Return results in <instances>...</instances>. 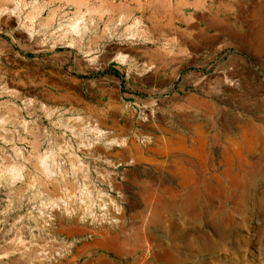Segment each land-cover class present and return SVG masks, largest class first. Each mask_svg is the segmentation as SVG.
Returning a JSON list of instances; mask_svg holds the SVG:
<instances>
[{
  "label": "rangeland",
  "instance_id": "obj_1",
  "mask_svg": "<svg viewBox=\"0 0 264 264\" xmlns=\"http://www.w3.org/2000/svg\"><path fill=\"white\" fill-rule=\"evenodd\" d=\"M0 264H264V0H0Z\"/></svg>",
  "mask_w": 264,
  "mask_h": 264
}]
</instances>
